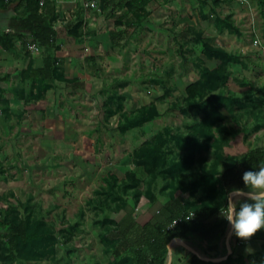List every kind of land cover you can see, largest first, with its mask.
<instances>
[{
  "label": "rangeland",
  "instance_id": "1",
  "mask_svg": "<svg viewBox=\"0 0 264 264\" xmlns=\"http://www.w3.org/2000/svg\"><path fill=\"white\" fill-rule=\"evenodd\" d=\"M219 2L222 6L216 10L212 5ZM229 3L234 9L227 8ZM140 9L130 1L125 5L114 2L109 10L100 5L95 19L135 20L132 26L119 28L116 44L103 52L102 64L109 68L100 74L91 93L74 90L62 97L51 91L47 94L41 87H28L26 96L23 92L17 95L11 106L2 97L0 219L42 221L52 231L54 242L53 252L46 257L0 264H121L113 255L118 227L127 221L142 223L147 205L157 199L158 192L165 199L187 193L188 202H199L201 191L196 184L202 167L220 173L235 157L218 158L222 155L219 145H241L247 150L264 147L263 129L252 133L257 130L249 127V121L243 122L250 129L244 135L219 134L222 129L230 128L233 133L243 126L236 122L242 104L235 103V95L227 96L223 81H215L218 86L212 92L209 84L203 92L197 88L189 96L185 83L195 81L196 74L188 71L185 80L180 77L183 65L192 69L209 59L204 44L211 46L212 41L211 37L204 43L198 39L197 46L185 51L186 33L219 31L224 25L213 20L218 15L234 23L233 31L224 28L237 40L245 33V43H252L257 34L264 45V0H160L154 8ZM203 70L197 81L203 78ZM258 86L257 97L245 95L248 107L264 103V77ZM210 94L220 95L218 103L230 108L229 116H218ZM145 108L146 113L155 110L157 114L140 128L119 129L125 117H140L138 112ZM197 114L204 118L197 122ZM259 117L255 123L264 127V115ZM157 135L165 140L170 155L164 174L148 175L133 162L132 154ZM191 150L189 170L166 174L171 161ZM215 203L226 205L225 192L219 190ZM182 241L208 258L228 252L226 232L221 247L216 243L201 247L193 239ZM175 243L170 264L187 263V251H191ZM228 244V264H264V229L248 240L232 231ZM124 264H131L129 258Z\"/></svg>",
  "mask_w": 264,
  "mask_h": 264
},
{
  "label": "crops",
  "instance_id": "2",
  "mask_svg": "<svg viewBox=\"0 0 264 264\" xmlns=\"http://www.w3.org/2000/svg\"><path fill=\"white\" fill-rule=\"evenodd\" d=\"M49 1L54 3L56 10H58L56 20L52 24L55 33L54 42L51 46L40 45L39 51L34 54L27 50V45L32 41L31 35L26 31L18 29L14 20L23 12V8H17L15 3L0 4V32L9 36L8 44H10L9 48H5L2 39H0V102L3 97L8 100V104L11 106L17 101V95H22L21 93L23 92L24 96H26V89L28 87H41L45 92L48 90L47 94L51 91V94L61 95L62 97L65 96V93L72 95L74 90L82 94L91 93L92 88L98 84V79H101L100 74L109 68L107 64H102L101 56L105 57L103 52H105L108 45L111 47L113 44H116L115 41L119 38L117 37L119 35V28L130 27L135 20L104 19L102 16L95 19L98 13L84 8L86 0ZM129 1L130 3L137 2V0H107L104 4V9L109 10L114 2L121 5L124 3L125 5L126 3L129 4ZM157 2L159 3L160 0H148L143 9L148 6L154 8ZM4 3L6 4V2ZM229 5L231 4L229 3ZM212 6H216L215 9L219 10L218 8L222 4L219 2L217 5ZM234 7V5H231V7L227 8L234 9ZM226 12L228 13V11ZM224 17L226 15H218L216 18L220 19L213 20L215 22L218 20L225 21ZM136 21L138 23V20ZM226 23L234 25L230 19H227ZM113 28H115V31ZM207 33L206 31L200 35L186 33L189 36L186 39L188 49H185V51L197 46L198 39H201L204 43L205 39L208 40L207 38L211 37L212 41L210 40L209 44L212 47L222 50L233 58L232 61L227 62L226 69L229 75L223 84H225L224 88L227 91V96L235 95L238 98L235 103L238 104L239 102L242 104V107L238 108L240 110L237 111L239 112V117L236 118L237 124L243 125L238 126V130L240 131L237 130L232 133L231 129L228 128V131L220 130L219 134L238 135L241 133L244 135L245 132L248 133L250 131L249 127L257 130L252 133H261L259 132L260 128L263 129L262 132L264 133V127L261 126L263 124L255 123L256 118L260 119L259 116L264 115V103L252 108L248 107L245 102V95L247 96L252 93L255 94L252 95L253 97H257L258 93H260L261 86L258 85L264 77V73L259 74L264 69L263 43L257 34H254L253 41L258 39L261 43L260 47L254 45L253 42L246 44L245 33H242L237 40L236 36L231 35L224 27L219 31H212L211 35H207ZM219 63L214 58L212 61L206 59L204 62L201 61L199 65H195L192 69L186 68L185 64L183 65L184 75L181 74L180 77L185 80L188 71H193L196 74V80L190 83L192 84L200 77V70L207 68L213 70ZM210 64L211 66H209ZM185 85L187 86L189 83H185ZM236 92H240V94ZM246 98L248 99V97ZM224 107H227V109L224 110ZM229 111L230 108L226 105L218 109L221 116H229ZM248 111L251 112L249 113ZM203 118V115H196L197 122ZM244 121H249L250 126L247 127L243 123ZM136 128H140V126ZM213 128L216 131V127L214 126ZM198 135H200V132ZM219 146V149H222L221 152L219 151V155L222 154L220 157L218 156L220 159H224V156L225 158L232 157L247 151V149H241V145L236 148L232 145ZM158 193L159 195L155 196L158 200L153 199V202L147 205L145 211V215L147 216L140 224L159 217L158 213L168 198L165 199L166 197L160 195L162 194L161 191ZM173 198L184 203L189 201L191 197L187 193H180L174 195ZM212 220L214 218L210 221ZM222 237L216 242L219 247H221ZM194 241L199 245L197 239ZM203 246H206V244H203Z\"/></svg>",
  "mask_w": 264,
  "mask_h": 264
},
{
  "label": "trees",
  "instance_id": "3",
  "mask_svg": "<svg viewBox=\"0 0 264 264\" xmlns=\"http://www.w3.org/2000/svg\"><path fill=\"white\" fill-rule=\"evenodd\" d=\"M107 0H102L101 5ZM15 3L17 8L22 7L23 12L15 18L16 27L28 32L32 41L39 46H51L54 42L55 33L52 24L56 18L55 5L46 0L39 6L38 0H11L8 4ZM148 3V0H137L135 4L140 10ZM0 4L7 5L4 0ZM220 19V18H216ZM223 19H228L224 17ZM218 25H224L226 29L233 31L232 25L226 21L218 20ZM3 46L9 48V36L0 32ZM7 41V42H6ZM207 58L216 59L220 63L213 70H203V78L200 81L189 84L186 91L189 96L195 95L197 88L203 92L210 85L211 92L218 86L215 81H226L229 72L226 69L227 62L233 58L220 49L204 44ZM219 83V82H218ZM214 84V85H213ZM206 86V87H205ZM209 87V86H208ZM213 108L218 109L223 105L218 103L219 94H210ZM217 100V102H216ZM148 108V107H147ZM141 109L140 117L124 118V123H119L125 131L135 128L144 122L151 120L157 112L153 110L146 113ZM221 116V115H218ZM211 124V122L209 123ZM165 140L157 135L150 138L139 149L132 154L133 162L141 165L146 174L165 173L164 166L170 153L165 150ZM194 149V148H192ZM193 151L171 161L166 167V174L174 172L182 173L192 165ZM264 163V147L249 148L246 152L233 157L231 162L225 164L224 170L216 173L202 167L196 187L200 189L199 202H184L167 196L166 202L159 211V217L149 220L144 224L127 221L118 227L119 238L113 255L119 259L121 264L129 258L131 264H165L167 259V244L173 239H197L201 247L203 244L218 242L224 236L228 227V221L220 214V206L215 203L219 190L225 192L230 189L243 188L247 190L243 181L245 171ZM212 218L214 220L210 221ZM173 222H176L172 225ZM54 235L47 225L42 221L31 222L25 219H0V262H14L29 258L46 257L53 252ZM189 261L184 264H228L230 256L226 260L212 262L188 252ZM121 256V259L119 258Z\"/></svg>",
  "mask_w": 264,
  "mask_h": 264
},
{
  "label": "clouds",
  "instance_id": "4",
  "mask_svg": "<svg viewBox=\"0 0 264 264\" xmlns=\"http://www.w3.org/2000/svg\"><path fill=\"white\" fill-rule=\"evenodd\" d=\"M242 178L247 191L234 188L227 192V203L221 206L220 214L238 238L248 240L264 229V163L245 171Z\"/></svg>",
  "mask_w": 264,
  "mask_h": 264
},
{
  "label": "water",
  "instance_id": "5",
  "mask_svg": "<svg viewBox=\"0 0 264 264\" xmlns=\"http://www.w3.org/2000/svg\"><path fill=\"white\" fill-rule=\"evenodd\" d=\"M233 229H232V225L230 224V222H228V227L226 229V237H227V247H228V252L223 256V257H219V258H208L205 257L201 254H199L198 252L191 250L190 248H188L181 239L177 238V239H173L172 241H170L167 244V249H168V253H167V259H166V263L165 264H170L171 262V252H172V246L175 242H178L180 245H182L184 248L188 249L191 251V253L201 257L202 259L206 260V261H212V262H218L221 260H224L230 253H231V249L229 247L228 241H229V237L232 233Z\"/></svg>",
  "mask_w": 264,
  "mask_h": 264
},
{
  "label": "built area",
  "instance_id": "6",
  "mask_svg": "<svg viewBox=\"0 0 264 264\" xmlns=\"http://www.w3.org/2000/svg\"><path fill=\"white\" fill-rule=\"evenodd\" d=\"M9 1H11V0H4V2H6V3H8ZM45 1L46 0H38L39 6H42ZM101 2H102V0H86V2L84 4V8L86 10H91V11H95V12L99 13ZM55 12H56V14L58 12V10H56V8H55ZM55 20H56V18H55ZM253 44L257 45L258 47H260V45H261V43L258 39H255L253 41ZM27 50H28V52H30L32 54L37 53L39 51V45L36 42L31 41V43H29L27 45ZM175 223L176 222H173L172 225H174Z\"/></svg>",
  "mask_w": 264,
  "mask_h": 264
},
{
  "label": "bare ground",
  "instance_id": "7",
  "mask_svg": "<svg viewBox=\"0 0 264 264\" xmlns=\"http://www.w3.org/2000/svg\"><path fill=\"white\" fill-rule=\"evenodd\" d=\"M176 244V243H175Z\"/></svg>",
  "mask_w": 264,
  "mask_h": 264
}]
</instances>
